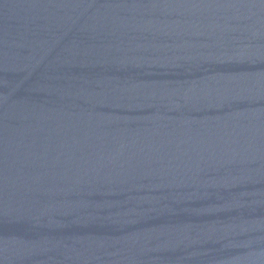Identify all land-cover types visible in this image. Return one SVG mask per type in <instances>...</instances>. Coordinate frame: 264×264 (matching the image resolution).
Here are the masks:
<instances>
[{
  "label": "water",
  "instance_id": "95a60500",
  "mask_svg": "<svg viewBox=\"0 0 264 264\" xmlns=\"http://www.w3.org/2000/svg\"><path fill=\"white\" fill-rule=\"evenodd\" d=\"M0 264H264V0H0Z\"/></svg>",
  "mask_w": 264,
  "mask_h": 264
}]
</instances>
